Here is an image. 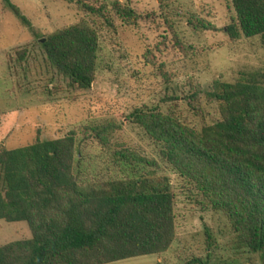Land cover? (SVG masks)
Returning <instances> with one entry per match:
<instances>
[{"label":"rangeland","instance_id":"374dc122","mask_svg":"<svg viewBox=\"0 0 264 264\" xmlns=\"http://www.w3.org/2000/svg\"><path fill=\"white\" fill-rule=\"evenodd\" d=\"M10 2L32 27L0 0V146L12 150L37 138L73 133V173L83 190L142 175L167 179L174 195L173 243L160 255L114 264H263L240 245L226 215L166 164L160 147L129 121L136 109L157 108L195 129L211 125L220 119L218 104L205 96L212 84L233 83L239 73L264 70L259 38L232 41L227 36L226 27L235 19L231 1ZM115 2L134 11V24L115 14ZM83 4L103 8L104 16L86 12ZM75 24L89 25L99 41L95 81L86 91L60 74L41 48L49 35ZM174 97L179 100L167 99ZM95 128H104V144ZM124 150L156 166L129 165L114 156ZM31 237L26 223L0 222V246Z\"/></svg>","mask_w":264,"mask_h":264},{"label":"trees","instance_id":"16d2710c","mask_svg":"<svg viewBox=\"0 0 264 264\" xmlns=\"http://www.w3.org/2000/svg\"><path fill=\"white\" fill-rule=\"evenodd\" d=\"M230 1L229 39L259 38L264 46V0ZM3 2L31 29L10 0ZM82 8L104 16L103 8ZM112 9L124 22H136L132 9L118 2ZM98 47L87 24L56 31L41 44L52 66L83 91L95 81ZM205 96L218 104L220 119L199 129L157 108L136 109L129 121L226 215L240 245L264 264V70L239 73L233 83L215 81ZM92 130L104 144V128ZM75 147L73 133L12 150L0 146V222L26 223L32 236L0 246V264H114L160 255L173 243L174 195L166 178L142 175L83 190L73 173ZM114 156L156 166L128 150Z\"/></svg>","mask_w":264,"mask_h":264},{"label":"water","instance_id":"95a60500","mask_svg":"<svg viewBox=\"0 0 264 264\" xmlns=\"http://www.w3.org/2000/svg\"><path fill=\"white\" fill-rule=\"evenodd\" d=\"M42 42H44V40Z\"/></svg>","mask_w":264,"mask_h":264}]
</instances>
